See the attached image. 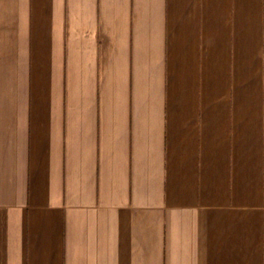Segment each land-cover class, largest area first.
Here are the masks:
<instances>
[{"label":"crops","instance_id":"1","mask_svg":"<svg viewBox=\"0 0 264 264\" xmlns=\"http://www.w3.org/2000/svg\"><path fill=\"white\" fill-rule=\"evenodd\" d=\"M0 264H264V0H0Z\"/></svg>","mask_w":264,"mask_h":264}]
</instances>
